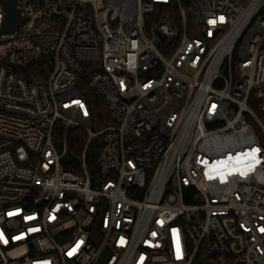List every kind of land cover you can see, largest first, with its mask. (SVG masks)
Instances as JSON below:
<instances>
[{"label":"built area","instance_id":"built-area-1","mask_svg":"<svg viewBox=\"0 0 264 264\" xmlns=\"http://www.w3.org/2000/svg\"><path fill=\"white\" fill-rule=\"evenodd\" d=\"M15 8L25 22L0 35V264H101L105 248L102 264H264V0ZM83 82L111 117L100 129Z\"/></svg>","mask_w":264,"mask_h":264},{"label":"trees","instance_id":"trees-1","mask_svg":"<svg viewBox=\"0 0 264 264\" xmlns=\"http://www.w3.org/2000/svg\"><path fill=\"white\" fill-rule=\"evenodd\" d=\"M79 92L84 96L89 105V110L91 114V121L95 129H100L106 124L111 123V117L104 105V103L96 97L86 86L85 82L81 83L78 87ZM63 133V130L60 133ZM67 141L69 147V155H77L80 153L82 146L86 139V133L79 128H70L67 130ZM101 145V140L99 138H95L92 140L87 148L86 152V162L90 168L91 174H95L96 171V157L99 147ZM64 165L70 167L68 163L65 161ZM72 169V167H71Z\"/></svg>","mask_w":264,"mask_h":264},{"label":"water","instance_id":"water-1","mask_svg":"<svg viewBox=\"0 0 264 264\" xmlns=\"http://www.w3.org/2000/svg\"><path fill=\"white\" fill-rule=\"evenodd\" d=\"M0 3L3 5L5 16L3 20V24L0 28V35L3 33H11L17 27L21 26L25 20L20 18L15 5L16 0H0ZM108 252V248H105L100 256L99 262L102 264L105 260L106 254Z\"/></svg>","mask_w":264,"mask_h":264}]
</instances>
